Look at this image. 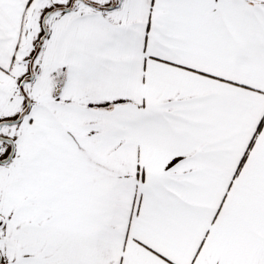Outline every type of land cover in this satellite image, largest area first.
Returning a JSON list of instances; mask_svg holds the SVG:
<instances>
[{"label": "snow or ice", "instance_id": "snow-or-ice-1", "mask_svg": "<svg viewBox=\"0 0 264 264\" xmlns=\"http://www.w3.org/2000/svg\"><path fill=\"white\" fill-rule=\"evenodd\" d=\"M0 264H264V0H0Z\"/></svg>", "mask_w": 264, "mask_h": 264}]
</instances>
